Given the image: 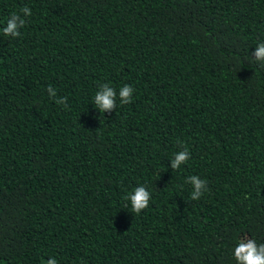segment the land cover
I'll return each instance as SVG.
<instances>
[{"label":"trees","instance_id":"1","mask_svg":"<svg viewBox=\"0 0 264 264\" xmlns=\"http://www.w3.org/2000/svg\"><path fill=\"white\" fill-rule=\"evenodd\" d=\"M260 43L264 0H0V264H237L264 243Z\"/></svg>","mask_w":264,"mask_h":264},{"label":"clouds","instance_id":"2","mask_svg":"<svg viewBox=\"0 0 264 264\" xmlns=\"http://www.w3.org/2000/svg\"><path fill=\"white\" fill-rule=\"evenodd\" d=\"M20 13L26 16L31 15V9L24 6L20 9ZM20 13H12L3 27V34L13 38L21 35L20 29L25 25V20ZM254 59L259 62H264V43H260L254 51ZM133 88L127 84L119 89V102L121 105L127 104L131 101ZM48 93L50 97H55V89L49 86ZM117 92L108 84H103L100 90L94 96L95 107L100 109L101 113L110 111L116 107ZM59 104H65V98H60L56 101ZM189 159V152L185 148L175 154L171 160V168L173 170L180 169L181 165L186 163ZM188 182L192 185L191 199L197 200L206 189V182L196 175L189 176ZM151 196L149 191L141 185L136 187L132 193L125 196L126 200H130L131 211L139 214L144 210L150 200ZM127 207V205L125 206ZM233 256L237 264H264V243L257 244L254 239L243 238L238 245L234 248ZM45 264H57L55 258L48 259Z\"/></svg>","mask_w":264,"mask_h":264}]
</instances>
